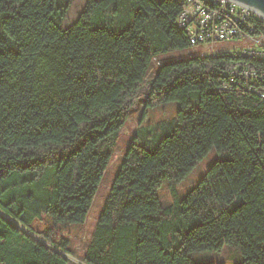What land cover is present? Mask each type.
I'll use <instances>...</instances> for the list:
<instances>
[{"label": "trees", "instance_id": "1", "mask_svg": "<svg viewBox=\"0 0 264 264\" xmlns=\"http://www.w3.org/2000/svg\"><path fill=\"white\" fill-rule=\"evenodd\" d=\"M76 3L0 0V264H69L68 239L35 223H84L131 111L142 103L141 122L169 101L175 117L140 123L130 140L83 260L225 264L191 253L231 244L237 264H264V60L196 55L148 76L155 57L193 46L183 2ZM236 67L259 73L252 89L223 87ZM214 147L220 157L180 196L173 182Z\"/></svg>", "mask_w": 264, "mask_h": 264}, {"label": "rangeland", "instance_id": "2", "mask_svg": "<svg viewBox=\"0 0 264 264\" xmlns=\"http://www.w3.org/2000/svg\"><path fill=\"white\" fill-rule=\"evenodd\" d=\"M81 0H77V6H79ZM76 8V6H75ZM74 8V10H75ZM75 14L70 15V19L73 20ZM247 46H253V42L248 39H237L228 41H216L215 50L224 52L230 50H241ZM208 48L205 45L190 46L188 49L176 50L171 53L157 56L153 59L152 67L148 73V76L155 71L158 65L163 62L171 61L179 58H187L196 55H207ZM192 99L195 100V93L191 95ZM178 107V101H169L161 103L153 108L147 109V114L141 120V113L143 111L142 103H139L131 111L130 116L124 126V129L116 143L115 152L111 159V162L106 169L102 181L98 187V191L94 198L92 207L88 213L87 219L84 223H54L48 216L35 223L38 228H44L46 226L53 227L56 238H67L71 253L61 251L69 258V264H87L83 260V255L91 241V237L97 223L98 216L103 207L104 201L109 193L110 187L118 170L121 159L125 153V150L135 135L136 130L141 126H156V123L162 120H169L175 117ZM220 157V153L216 148H212L206 156L199 161L193 169L180 181L173 182L175 187L179 190V195L184 196L189 188L195 185L200 178L203 176L208 165L213 163ZM170 181H167L159 190L158 196L162 205L166 206L173 202L171 194ZM192 258L195 261H221L225 264H237L242 260L240 251L231 244H224L221 250L218 251H193L191 253Z\"/></svg>", "mask_w": 264, "mask_h": 264}, {"label": "built area", "instance_id": "3", "mask_svg": "<svg viewBox=\"0 0 264 264\" xmlns=\"http://www.w3.org/2000/svg\"><path fill=\"white\" fill-rule=\"evenodd\" d=\"M181 1L183 8L177 22L187 30L193 46L205 45L208 54L217 55L222 52L215 50L216 41L248 39L254 47L224 52L264 60V17L256 10L232 0ZM227 76L223 87L244 84L248 89L260 77L256 70L247 67L233 68Z\"/></svg>", "mask_w": 264, "mask_h": 264}, {"label": "water", "instance_id": "4", "mask_svg": "<svg viewBox=\"0 0 264 264\" xmlns=\"http://www.w3.org/2000/svg\"><path fill=\"white\" fill-rule=\"evenodd\" d=\"M237 3L244 4L254 10L264 17V0H232Z\"/></svg>", "mask_w": 264, "mask_h": 264}, {"label": "bare ground", "instance_id": "5", "mask_svg": "<svg viewBox=\"0 0 264 264\" xmlns=\"http://www.w3.org/2000/svg\"><path fill=\"white\" fill-rule=\"evenodd\" d=\"M235 66V65H234Z\"/></svg>", "mask_w": 264, "mask_h": 264}]
</instances>
